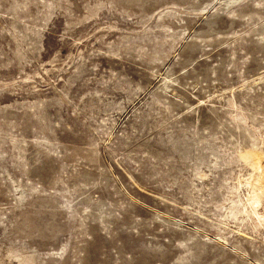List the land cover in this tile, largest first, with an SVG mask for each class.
I'll return each instance as SVG.
<instances>
[{
    "label": "rangeland",
    "instance_id": "374dc122",
    "mask_svg": "<svg viewBox=\"0 0 264 264\" xmlns=\"http://www.w3.org/2000/svg\"><path fill=\"white\" fill-rule=\"evenodd\" d=\"M0 264H264V0H0Z\"/></svg>",
    "mask_w": 264,
    "mask_h": 264
}]
</instances>
